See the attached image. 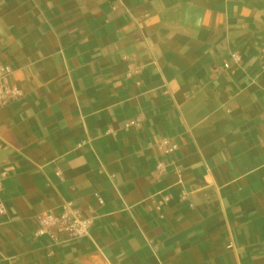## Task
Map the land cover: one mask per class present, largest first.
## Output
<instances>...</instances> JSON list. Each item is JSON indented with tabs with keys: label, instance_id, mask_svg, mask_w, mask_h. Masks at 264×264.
<instances>
[{
	"label": "crops",
	"instance_id": "crops-1",
	"mask_svg": "<svg viewBox=\"0 0 264 264\" xmlns=\"http://www.w3.org/2000/svg\"><path fill=\"white\" fill-rule=\"evenodd\" d=\"M262 60L264 0H0V264H264Z\"/></svg>",
	"mask_w": 264,
	"mask_h": 264
},
{
	"label": "built area",
	"instance_id": "built-area-1",
	"mask_svg": "<svg viewBox=\"0 0 264 264\" xmlns=\"http://www.w3.org/2000/svg\"><path fill=\"white\" fill-rule=\"evenodd\" d=\"M235 61L237 56L233 55ZM227 66V64H226ZM261 70L264 71V60H262ZM11 68L7 64L0 63V104L7 103L11 98H16L21 91L10 85L7 81ZM135 124V120L124 123V127L128 128ZM176 144L172 143L167 150L173 149ZM99 202H102L99 199ZM1 211V209H0ZM38 229L36 234H48L54 241H59V236L63 235L66 239H76L87 234L90 219L82 216L80 211L76 209L71 201H64L58 212L46 211L36 217Z\"/></svg>",
	"mask_w": 264,
	"mask_h": 264
}]
</instances>
